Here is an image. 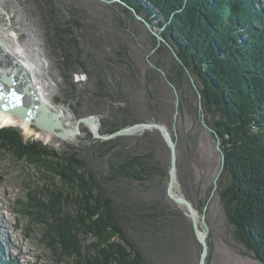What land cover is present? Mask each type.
Masks as SVG:
<instances>
[{"label": "trees", "instance_id": "16d2710c", "mask_svg": "<svg viewBox=\"0 0 264 264\" xmlns=\"http://www.w3.org/2000/svg\"><path fill=\"white\" fill-rule=\"evenodd\" d=\"M121 1L133 7L152 27L161 29V36L193 76L205 123L218 135L224 153L216 194L227 221L233 226L235 239L264 264V0ZM119 5L122 13L132 16L126 6ZM71 40L70 36L68 43ZM75 48V55L63 51L61 64L67 65L69 76L63 72V78L71 87L64 102L77 97V107L71 109L78 118L98 114L100 108L107 106L102 101L107 95L102 94L105 85L102 68L90 71L93 66L81 59V52ZM118 48L125 60L119 66L125 72L121 75V90L137 79V71L126 46L120 44ZM162 51L158 47L152 56ZM151 58L156 67L164 69L167 79L179 92L178 119L183 121L188 115L192 118V127L182 136V141L194 168L204 178L214 162L210 153L202 149L206 131L199 121L196 93L182 65L173 60L170 67H164L157 57ZM78 70L88 76L86 85L94 81L93 92L77 93L78 82L72 81L71 74ZM160 78L154 68L147 67L144 89L146 100L155 108L149 117L156 122H162L157 115L161 105ZM128 110L120 108L109 129L104 127L105 119L99 120L100 133H112L139 122L127 114ZM142 135L163 141L156 130L144 131ZM119 138L91 139L100 146H108ZM0 146L50 172L53 180L59 179L60 186L50 181V187L42 188L44 201L29 194L33 201L29 200L25 209L42 224V239L59 252V261L145 264L140 247L143 237L152 235L159 244L167 245L173 238L176 240L174 225L188 224L192 230L190 219L180 207H170L164 202L157 207L146 206L130 203L124 197H130L128 184L145 183L162 174L153 143L137 152L108 157L107 168L100 173L89 166V156L80 155L75 148L56 152L40 142L24 140L20 130L12 126L0 128ZM211 187L209 183L206 194ZM205 201L203 198L202 205ZM3 258L0 248V264H11Z\"/></svg>", "mask_w": 264, "mask_h": 264}, {"label": "rangeland", "instance_id": "374dc122", "mask_svg": "<svg viewBox=\"0 0 264 264\" xmlns=\"http://www.w3.org/2000/svg\"><path fill=\"white\" fill-rule=\"evenodd\" d=\"M119 3L116 0H0V29L9 36L11 51L29 63L37 90L44 93L49 105L62 110V120L69 129L74 127L77 120L71 109L77 107V97L64 102L71 87L63 78V72L67 76L69 72L67 65L61 64V55L64 50L75 55V47L81 52V59L93 66L89 68L90 71L102 68L105 79L102 94L107 95L105 100L102 97V101H106L107 106L100 108L99 113L93 116L98 120L105 119L106 129L113 126L120 108L129 109L127 114L138 118L139 122L144 121V118H149L145 121H151L149 115L155 111L146 100L144 89V74L149 66L148 56L152 63L151 57H157L164 67H170L174 59L162 43L159 45L163 48L161 54L152 56L155 37L133 16L122 13ZM152 30L161 36L158 26L152 27ZM66 32L72 38L69 43L67 39L70 36L65 35ZM120 44L126 46L127 55L134 61L137 71V79L121 90V75L125 72L119 66H123L125 60L119 52ZM71 75L72 81L78 82L77 93H91L95 90L94 81L86 85L88 76L83 71H74ZM160 77L161 105L156 112L160 121L171 129L175 97L166 79L161 75ZM67 103L70 105L67 106ZM3 126L15 127L20 130L24 140L40 142L56 152L69 151L73 147L80 155L89 156V166L98 173L106 170L108 157L137 152L146 144L153 143L155 159L162 168V174L153 176L145 183L128 184L130 197H124L130 203L157 207L164 202L170 207H180L185 211L166 194L170 154L164 141L159 142V139L148 135L144 138L143 132H139L120 136L108 146H100L92 140L89 126L81 125L79 132L72 138L63 139L53 134L51 140L46 142L35 134L25 133L17 125H2L0 128ZM30 126L38 133L43 131L31 124ZM191 127L190 115L183 121L178 119L176 122L178 140L175 189L197 206L198 209L195 210L200 224L203 211L201 201L208 196L207 189L216 173L219 156L214 140L208 133H204L202 149L210 153L208 154L214 165L209 166L204 178H201L187 156L182 141V136ZM50 181L60 186L59 179L54 177L53 180L50 172L33 162L17 158L0 146V248L4 261H10L11 264H75L72 261H59V252L48 247L47 242L42 239V224L25 211L28 201L32 200L29 199V194L44 201L45 195L41 190L45 186L50 187ZM205 222L209 227L208 264H263L235 239L233 226L227 221L216 193L205 211ZM154 226L155 224L152 228ZM173 233L176 240L173 238L167 245L159 244L158 239L152 235L143 237L140 247L145 254V264H197L201 246L188 224L174 225Z\"/></svg>", "mask_w": 264, "mask_h": 264}, {"label": "water", "instance_id": "95a60500", "mask_svg": "<svg viewBox=\"0 0 264 264\" xmlns=\"http://www.w3.org/2000/svg\"><path fill=\"white\" fill-rule=\"evenodd\" d=\"M120 4L126 6L132 16L139 22H141L146 29H148L152 35L156 39V44L153 48V52L159 47L162 43L165 45L170 53L172 54L173 59L180 65L183 66L181 59L176 54L175 50L171 47V45L160 35L156 34L152 30V26L149 22H147L142 16H140L133 7L125 4L121 0ZM110 2V1H108ZM4 48V45L0 41V50ZM149 66L154 68L164 79H166L168 85L172 88L175 101H174V111L172 115V128H168L162 122L156 121H142L136 122L131 125L122 127L112 133L101 134L99 132V120L96 119L93 115L78 117L75 125L72 129H68L65 127V123L62 120V110L53 108L45 99L35 92L30 74L28 73L25 66L18 61L17 59H13L10 62V71H3L0 73V109H4L9 111L15 115H18L21 119L29 121L31 125L43 129L46 131H54V133L60 137L65 139L69 133L77 134L80 130L81 125L87 126L91 125V134L93 138L100 140H110L119 136L133 135L139 132L144 131H152L156 130L162 137L163 141L167 145L170 154V164L168 169V177L166 181V194L167 197L176 205L181 206L185 209V215L189 217L192 233L195 239L201 246V251L199 254L197 264H207V258L209 253V244L207 241V234L209 231V227L205 222V211L207 206L211 200V198L216 193L217 189V181L220 176V173L223 168L224 163V153L220 146V139L214 129L207 125L204 120V114L202 112V106L200 102V93L194 83V78L190 74L189 70L183 66V69L186 73L188 81L190 85L193 87L196 96H197V108L199 121L204 127L206 133L212 135V139L214 140L215 149L219 156V164L216 170L215 175L211 180V190L206 198L205 204L203 205V211L200 217V224L196 216V210L192 204V202L185 197L184 195L178 193L175 189L177 183V134L175 131L176 122L178 120V108L180 103L179 92L166 77L165 71L160 67H156L154 63L149 59ZM8 86L9 91L4 88ZM20 85V87H18Z\"/></svg>", "mask_w": 264, "mask_h": 264}, {"label": "bare ground", "instance_id": "6f19581e", "mask_svg": "<svg viewBox=\"0 0 264 264\" xmlns=\"http://www.w3.org/2000/svg\"><path fill=\"white\" fill-rule=\"evenodd\" d=\"M0 41L4 45V48L2 50H0V73H2L3 71H8V72L10 71V73H11V69H9L10 68V62L13 59H17L18 61H20L25 66L28 73L30 74V77L32 80V85H33L35 92L38 93L42 97V99L47 100L44 93H41L40 91L37 90L34 79L32 77V70H31V66L29 65V63L26 60H24L23 58H21L20 56L16 55V53L14 54L11 51V44H9L10 38L8 35H6L3 32V29H0ZM18 87H20V85ZM4 88H6V90H7L8 86L6 85ZM7 91H9V90H7ZM28 122L29 121L21 119L18 115H15V114H13L9 111H6L4 109H0V126L9 125V124L10 125H17V126L21 127L25 133L35 134L36 137L43 138L46 142L50 141L52 135L55 134L54 131H46L43 129H42L43 131L38 133L30 126V122L29 123ZM87 126H89L90 129L92 128L91 125H89V124ZM65 127H66V123H65ZM66 128H68V127H66ZM74 135L75 134L69 133L66 138L67 139L72 138Z\"/></svg>", "mask_w": 264, "mask_h": 264}]
</instances>
